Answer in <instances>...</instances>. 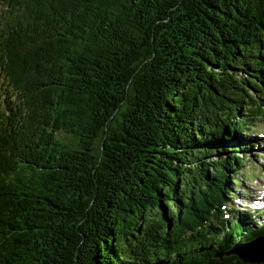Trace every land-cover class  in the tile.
Returning <instances> with one entry per match:
<instances>
[{"label":"trees","instance_id":"16d2710c","mask_svg":"<svg viewBox=\"0 0 264 264\" xmlns=\"http://www.w3.org/2000/svg\"><path fill=\"white\" fill-rule=\"evenodd\" d=\"M0 5V264H245L264 0Z\"/></svg>","mask_w":264,"mask_h":264},{"label":"rangeland","instance_id":"374dc122","mask_svg":"<svg viewBox=\"0 0 264 264\" xmlns=\"http://www.w3.org/2000/svg\"><path fill=\"white\" fill-rule=\"evenodd\" d=\"M2 9V6L0 5V10ZM0 19H2L0 17ZM10 90H8V87L6 86V84L4 83L3 80V76L0 74V105H3V101L5 98H8ZM10 97H11V92H10ZM253 129H256L255 131H253V133L251 134H242L243 137H245V144H241V145H252V147H250V149L248 148L247 150V156H249V160L248 157H246L245 163H246V168L244 170V172H242L241 174L238 175L239 178L242 179V183L240 186H234L235 190L237 191V193L239 194H243L247 192L248 196H252L253 198H255V195L257 197H260L261 194L260 192L264 189V187L262 186V184L264 183V173H263V169L261 167H263L264 165V158L260 159L258 158L261 155L260 151L261 149H264V138L262 137V135H259V133H263L264 132V118L261 120L260 125L257 127H254ZM254 160V161H252ZM244 173H246L247 175H250L249 179H245L244 177ZM232 184V183H231ZM243 190V191H242ZM246 192H245V191ZM242 192V193H241ZM234 198V197H233ZM245 198L246 195L243 194V196H241L240 199L241 202L239 200H232L230 201V203H232L235 207V214L237 215L238 211L239 213H241V215H243L244 217L241 218V221L243 224H249L250 221L247 220V213L248 208L244 205L245 204ZM228 206L232 207V204H230ZM244 203V204H243ZM228 210V208L226 209V211ZM256 213L254 212H250L249 215H255ZM225 219H228L227 217H233V214H229V213H225ZM263 218L259 219L258 216H256L255 218H253L255 224L258 226L260 224H262V222H264V212L262 213ZM260 216V215H259Z\"/></svg>","mask_w":264,"mask_h":264},{"label":"water","instance_id":"95a60500","mask_svg":"<svg viewBox=\"0 0 264 264\" xmlns=\"http://www.w3.org/2000/svg\"><path fill=\"white\" fill-rule=\"evenodd\" d=\"M223 256H234L245 264H264V236H258L247 242H236L232 249L215 255L216 259Z\"/></svg>","mask_w":264,"mask_h":264}]
</instances>
